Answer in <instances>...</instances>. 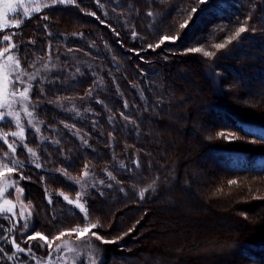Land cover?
Wrapping results in <instances>:
<instances>
[{"label": "trees", "instance_id": "16d2710c", "mask_svg": "<svg viewBox=\"0 0 264 264\" xmlns=\"http://www.w3.org/2000/svg\"><path fill=\"white\" fill-rule=\"evenodd\" d=\"M44 15L47 20L42 18ZM182 24L186 26L182 28ZM241 26L247 30L224 48L210 46L212 52L215 50L212 57L205 60L191 51L196 46L223 43ZM192 28L195 34L188 38ZM12 31L13 44L18 46L12 49H18L21 67L30 70L46 57L58 62V69L40 73L31 89V103L44 123V136L50 140L57 136L58 140L40 141L31 130L25 131L22 142L10 139L16 141V158L24 164L23 174L29 179L27 193L38 206V213L32 217L37 224L40 220V230L51 226L59 232L76 224L93 223L100 215L104 219L101 224L109 225L106 234L121 235L118 248L129 250L136 244L132 237L149 221L154 225L178 222L173 217L181 215L186 222L194 219L182 212L172 216V206L166 199L184 202L187 196L181 189H194L193 177L200 176L198 159L209 150L217 157L218 170L229 174L228 178L264 175V152L260 151L264 149V96L256 101V97L237 91L233 94L236 99L243 103L251 99L252 105L243 107H249L244 115H235L227 111L226 107L235 106L227 104L221 91L223 74L231 75L228 68L249 78L248 82L232 81L238 88L253 86L254 78H260L259 70L264 68V0H213L210 4L201 0H76L73 4L43 8ZM165 37H175L176 44L161 43ZM157 44L160 46L155 47ZM70 51L80 55V61L72 60ZM184 67L197 76L192 83H196L199 95L179 81L180 76L184 79L190 75H186ZM228 86L225 83V89ZM203 104L206 111L218 105L220 123L211 118L199 130L201 123L194 121V116ZM0 128L5 133L15 129L9 120ZM216 128L229 130L238 138L217 146L222 140L207 139ZM181 132L191 134L193 141ZM29 147L37 153L38 169L27 165ZM0 152H6L1 141ZM85 165L96 182L106 183L104 190L91 194L87 221L78 210L56 197L57 191L76 192L71 175L84 172ZM109 172L114 179L109 178ZM211 179L198 185L202 192L206 191L203 196L199 193L198 208L207 217L197 215L195 225L186 230H178V225L174 229L178 231L166 243L167 248L181 246L179 250L177 247L162 257L154 252L162 254L166 245L163 242L135 246L132 252H118L121 264H264V195L258 194L260 187L244 186L235 192L234 199H220L218 192L224 194L230 184L223 182V190L219 187L216 192V182L221 177L217 174ZM144 189L147 191L141 198L139 193ZM255 191L257 194L252 196ZM46 193L52 198L51 204L45 201ZM215 221H236L245 228L229 231L227 237H221L223 230L213 231L216 235H208L213 238L208 241L212 249L195 255L192 248L201 243L210 228L198 229L197 224ZM11 237L25 252L32 246V251L24 254L28 258L24 264H37L43 252L35 247L36 242L28 244L18 231ZM222 239L227 240L225 248L219 241ZM1 245L6 260L15 263L12 244Z\"/></svg>", "mask_w": 264, "mask_h": 264}, {"label": "rangeland", "instance_id": "374dc122", "mask_svg": "<svg viewBox=\"0 0 264 264\" xmlns=\"http://www.w3.org/2000/svg\"><path fill=\"white\" fill-rule=\"evenodd\" d=\"M10 2L12 4V7L16 9L15 13L11 12L8 9V7L6 6V4L0 3V52L3 51L4 47L9 46V42L3 41V39H2L4 34L10 35L11 44H13L12 37L14 35H12V34L14 33V31H12V30L17 28V27H13V25H12L13 16L19 15L20 19L25 21L26 19H28L25 17V12L31 14V17H32V16L36 15L37 13H39L43 8H45L43 6L44 4L51 5V0H49L48 2H46L44 0H10ZM212 2H213V0H204L205 4L206 3L210 4ZM57 5H59V4H57ZM65 5H67V4H65ZM36 7L40 8L39 12H36L34 10ZM244 8H245V6H244ZM244 8H243V10H244ZM247 21H248V19L245 20L246 26L247 27L251 26L250 23ZM202 24L203 23H201V25ZM190 32H192V34L190 33L188 38H192V36L195 34V29L192 28ZM165 41H168L167 43H170V44H172V43L176 44L175 43L176 40L172 39V38H168V39L164 38L163 42H165ZM227 41L228 40L224 41L223 43L228 44ZM210 46L214 47V45H203V46H196L193 49H196V48L201 49V51L196 52V53L200 54L199 56L202 59L206 60V58L208 56H209L208 58L212 57L213 53L215 52V50H214V52H212V49L210 48ZM12 48L15 49V47H10L9 52L4 53L3 56H0V66H2L4 64V62L7 60V57L10 55L19 59V57H18L19 55L17 53L18 49L15 51ZM192 52L195 53L194 51H192ZM204 52L210 53L211 56L210 55L205 56ZM259 54L262 55V52H259ZM68 55L71 57L72 60L80 61V59L78 60L80 55H78L74 51H70L68 53ZM204 57H206V58H204ZM8 63L12 64L13 62L9 61ZM179 64L181 66V63H179ZM21 65H22V63H21ZM57 65H58V62L56 60H54L50 57H46L44 59V61L39 66L33 67L30 70H26L22 67V70L25 73V75L21 77V80L24 81L23 85L20 83H7L8 81H15L18 73L12 72L11 74H9L7 72V70L0 67V99L2 97L4 98V100H0V104H8L9 102L16 100L17 101L16 103H12V109L14 111L19 112L20 122L24 126V130L25 131L31 130L30 132H32L35 136H37L38 140H40V141H43L45 139L50 140V138L44 136V133H43L44 123L43 122L39 125L40 132L42 134L40 132H37L36 128L33 126L36 121H40V120L38 118V114L36 112V109L33 107L32 103H31V89L32 88L29 91L30 101L28 102L27 107H28L29 111L33 112V117H34L33 125H29L28 116L25 114L24 111L21 110V105L19 103V100H20L19 94L17 93L16 97H13L11 95V92L17 88L22 89L23 86H25L29 83L33 87V84L35 82V78H38L40 76V73L46 74V73L55 72L58 69ZM182 65H184V64H182ZM184 69H185V71H187L186 75H189L191 73L189 71L190 69L188 67H184ZM263 69L264 68L259 70L260 78H258V76H257V78H254L255 80L253 82L255 85H253V86L250 85L251 87L250 86L249 87L243 86V89L235 87L232 84V81L240 80L242 82H246L247 79L245 78L244 74L240 73L239 71H232V68H228V72L231 73V75H229L228 73L223 74L222 77H225V81H222V83H221V88H222L221 91L223 93V96H225L224 100L226 102H228L227 104H231V105L235 106L234 109L226 107L228 112L233 113L235 115H237L239 112L240 114L242 113V115H244L243 113H245L246 109L247 108L249 109L250 105H252V103L250 101L251 99H249L248 102L243 103L233 96V94L239 90H242L244 93H246L244 95H247L250 98L256 97L255 98L256 101L263 98V96H264V81H263L264 79H262V77L264 78V70ZM29 73H36V75H32V76H34V79H32L31 81H29V79H28ZM180 73H182V72H180ZM179 78H180L179 81L187 83L188 87H193V89H191V91L194 92V94L199 95V89L197 88L196 83H194V82L192 83V80L197 81V76L190 74L189 76H187V78L183 79V78H181V76ZM226 79H227V81H226ZM248 81H249V78H248L247 82ZM6 83H7V87L5 88ZM225 83H229V86L227 87L228 90L225 89V87H224ZM217 90H219V89H217ZM192 100H193V97L191 98L190 101H192ZM215 103H218V105L220 104L219 101H217V100ZM204 105L205 104H203V106H200L199 109H197V113L194 116L195 117L194 121L201 123L199 125L200 126L199 130L204 129L206 122L211 120V118L213 119V121H218V122H216L217 124L220 123V117L219 116H221V115H219L216 111L218 105L217 104H216V106L214 105L215 109H213V110L211 109L210 111L209 110L206 111V109L204 110ZM221 105H223V104H221ZM245 105H249V107L243 108V107H246ZM0 112L7 113L8 108L7 107L0 108ZM208 112L211 113V116L209 115ZM201 115H202V117H201ZM6 120H9L15 127V124H16L15 119L6 115L3 122ZM3 122H0V126ZM177 123L178 122H175V124H177ZM170 125L172 126V124H170ZM216 129L217 130L214 131V133H212L210 136L208 135L209 137L207 139H210V140L215 141V142L219 141V139L222 140L220 143L217 144V146H223V145H226V144H229L231 142L236 141V139L231 140V137L229 139H224L219 135L221 132L228 135L229 133H231L229 130L228 131H226V130L221 131L223 129H221V130H219V128H216ZM199 130H197V131L199 132ZM14 131H18V129H16V127H15ZM4 133L5 132H2V128H0V141L5 145V147H6L5 153H7V156H5L4 152L3 153L0 152V236L4 237L3 239H0V248H3L1 245L2 243H4V245H5V243L10 244L11 240H12L11 234L14 233V231L15 232L18 231L21 234H23V238L27 242H29L28 244H30L31 242H36V245L35 244H32V245H35V247H37L40 250V252H43L41 256L38 255L39 258H38L37 264H93V261H95V264H121L120 259L117 258V256L119 255L118 252L126 251L127 253H129V251L132 252V248H134L135 246L138 247L140 245L144 246L147 244L149 246H152L153 244L159 245L162 242H163V244L164 243L166 244L167 242H169L174 237V233L176 231L186 230L188 228V226L195 225L193 222L195 221L194 219H196L195 217L197 215H206L207 214L204 211H202L200 208H198L197 199L200 197V195H202V196L205 195L204 193L206 192V191L202 192L201 191L202 189L198 185L205 183L207 180H211V182H212L213 179H211V177H214V176L217 177V174L220 175L221 179H217L218 182H216L217 186L215 187L216 192H218L219 191L218 188L224 184L223 182L228 184L232 180L236 181V183L233 185L229 183L230 185H228L229 187L227 189H225L224 194L222 192H221L222 194L219 192H218V194L216 193L217 198L234 199L235 192H239L240 189L244 186L250 187V189L251 188L256 189V188L260 187L258 194L264 195V175L252 176V175L244 174L240 177H235L236 179L228 178V177H230L229 174H223L221 171L218 170L217 166L219 167V165L216 163L217 157L214 156V153L211 150H209V153L206 154V156L204 158L198 159L199 160L198 165L200 167L199 168L200 169L199 170L200 176L193 177L194 182L196 184L194 189L192 188V191H190L191 187L189 189L186 186H184V190L181 189L182 193L186 194L187 199L185 197H183V199L185 198V200L183 203H180V204H177L176 202H174L173 200H171L169 198L166 199L170 203V207L172 206V208H170V212H171L172 216H174V215L176 216V214L178 212H182L184 214L189 213L190 217L194 218V219L190 218L189 222L182 220V218L184 217L182 215H181V217L180 216L173 217L174 220L175 219L177 220V218H178V222H174L172 220V223L169 222L166 224L163 223V224L154 225V224L150 223V221H149L147 223L148 225L147 226L145 225L144 229H141L139 232H137V235L135 237H132V239L134 240V243H136V244L134 247L129 248V250H126V248H118V244L122 240L121 235H119V234L118 235L106 234V231H109L108 230L109 225L106 226L107 225L106 223L101 224L100 221H103L104 219H102V216H100V215L97 216V218H99V219H96L93 223L99 222V224L102 225V227H97L95 229H92L91 232H95V233L101 235L104 240L115 241L114 243H102L100 240H96L95 236H93L91 234V232L67 234V230L72 229V228H76V227L83 229L88 223H91V222H86L85 225L76 224L75 226H71L69 228L63 229L62 231H65L66 234L64 236H62L59 240H57V239H55V237L57 235H59V233L61 231L54 232L52 230L51 226H50L51 232H50V229H48V228L45 229L44 226H42L43 230H40L39 229L40 228V220H38V224L35 223V221L33 220L32 215H36V213H38V211H37L38 206L36 204V200L34 201V198L31 197V195H29L27 193V189H28L27 185H29V184L26 181H29V179L26 178L23 174L24 167H20V165H16L12 171H8V169H6L4 167V164H3L4 161L10 162L13 159L17 160V158H16L17 154L13 155L10 152V150L8 149L7 144L4 143V138H5ZM7 133H10V132H7ZM262 133L264 134V131H262ZM181 134L185 137L189 136V138H191L190 139L191 141H193V139H194V138L192 139L191 134L187 135L183 132H181ZM231 135H232V133H231ZM75 136L77 139H80L77 135H75ZM235 137H238V136L235 135ZM6 138L8 141H10L9 143L14 144V146L16 147V151H17L18 146L15 143L16 141L10 140V139L14 138V139H17L18 142H22V141L19 138L12 137V136H8ZM56 140H58L57 136H55V138L53 140H50V142H56ZM260 151L264 152V149H260ZM26 154L30 158L28 160L30 164H27V165L32 166L35 169H38L36 167V164L37 163L39 164L38 156L36 155V157H33L29 154L28 151H26ZM209 160L211 161V163L214 162V164L216 166L211 164L210 162H208ZM28 161H25V162H28ZM22 165L24 166L23 163H22ZM195 167H193V168H195ZM9 168H12L11 163H9ZM206 173H208V175H209V176L207 175L208 178L206 177ZM212 175H214V176H212ZM22 176L25 177V179H21ZM71 176L80 180V184H77L76 181H73V183L71 184L75 188L76 192L75 193H63V195H61L62 192L57 191L56 197H57V199L61 198L62 203H66V204L70 205L71 207H74V209H76L78 211H79V209L75 206L77 202H79V203H85L86 202V207L89 204L92 205L93 196L91 194L94 191H101V190L105 189L104 185L106 183L96 182L94 180V177L92 176V173H89V175L87 177L83 176V172L82 173L80 172L79 174H72ZM254 179H258V181L254 180ZM220 182H221V184H220ZM17 187L21 188L22 192H17L16 191ZM222 190H223V188L221 187V191ZM77 192L81 193V196L79 199L77 198V195H76ZM199 193H200V195H199ZM209 194H210V192H209ZM243 194L245 195L246 192H244ZM256 194H257L256 191L252 192V196L253 195L255 196ZM65 195L68 196L69 200L73 201L72 204H69L67 201L64 200ZM46 196H47V198L45 199L46 203L51 204L53 201H52L50 194L46 193ZM50 200H51V203L49 202ZM29 204L31 205V207H28ZM193 206H197V207L194 208ZM224 210L227 211L228 209H226V207H224ZM21 213H23V217L21 216ZM81 214H83V213H81ZM206 217H207V215H206ZM248 221H251V220L249 219ZM24 223H28L30 225L29 231H27V232L23 228ZM250 223L251 222H248L249 225H250ZM178 225H180L178 230L177 229L174 230ZM197 226L199 227L198 229H200V228L203 229V228H206L208 226L210 228L207 230L209 232H207L205 238L202 237V240L200 241L201 243L199 245H194L196 247L192 248V251L195 255H203L205 252L209 251L208 249H212L211 246L209 245L210 243H208V241H210V239H213V238H212V236H208V235H216V233H214L213 231L217 230L218 232H221V230H223L221 232L223 234L221 237H225V236L227 237L229 235V231L233 232L234 230L242 227V225L238 224L236 221H225L224 223L222 221H218V222L215 221V222H211L210 224L199 223V224H197ZM242 228H245V226H243ZM5 229H13V231H6ZM33 229H34V231H32ZM166 230H170V231H166ZM242 231H244V230H242ZM35 232H40L42 235L46 236L48 238L49 243L51 244V247H49L48 244H46L43 240H40L39 238H37L35 240H28V235L29 234L34 235ZM49 234H51L52 236H49ZM262 236L263 235H261V237ZM219 241H220V243H221V241L223 242V243H221L223 248H225V246H227L226 244H225V246L223 245L224 243H227V240L223 241V239H222ZM144 242H147V243H144ZM89 243L92 245V247L88 246ZM177 247H179L178 248V250H179L181 246H172V248H167V244H166L165 249L163 251H161L162 254H160L158 252H154V254L161 255L162 257H166L167 254H170V252L176 250ZM231 247H232V245H231ZM69 248H71L72 251H69ZM185 250H186V248L182 249L183 252ZM188 250L191 252L190 248ZM13 251L15 253V256L13 258H16V260H15L16 262L14 263L10 260L7 261L6 260L7 258L3 256V254H5V253L0 252V264H24L23 260L25 261L26 259H28L24 255V254H28V252H16L15 248L13 249ZM114 252H116V253H114ZM49 253H51V254L49 255ZM196 253H198V254H196ZM1 255H2V258H1ZM172 257H174V256H172ZM202 263L204 264V262H202Z\"/></svg>", "mask_w": 264, "mask_h": 264}, {"label": "snow or ice", "instance_id": "6c2138e0", "mask_svg": "<svg viewBox=\"0 0 264 264\" xmlns=\"http://www.w3.org/2000/svg\"><path fill=\"white\" fill-rule=\"evenodd\" d=\"M75 2H76V0H51V5L44 4L43 6L45 8H48L50 6L54 7L57 4H59V5H65V4H73ZM201 2L203 3L204 0H201ZM0 3L6 4V6L8 7V9L11 12H13V13L16 12V9L12 7V4H11L10 0H0ZM97 3H99V0H97ZM100 6L102 7L103 5L101 4ZM34 10L36 12H39L40 11V8L39 7H36ZM193 11L195 12L196 9L193 8ZM88 14L89 15H93L94 13L89 12ZM148 15L151 16L152 13H148ZM25 17L26 18H31V14L25 12ZM42 18L45 19V20H47L48 19V16L47 15H44ZM23 22L24 21L20 19L19 15H15L12 18V25H13V27H19ZM185 26H186L185 24H182L181 25L182 28L185 27ZM246 30L247 29L244 26L239 27L236 30V32L234 33V35L227 41V43H231V41L236 40ZM12 35H15V33H13ZM133 35L135 36L136 33H133ZM2 39H3V41H8L9 42V46L4 47L3 51L0 52V56H3L4 53L9 52V48L10 47H17L18 48L17 45L11 44V37H10V35L4 34L3 37H2ZM165 39H168V37H165ZM172 39H176V38L175 37H172ZM162 42L163 41H161V43ZM159 46H160L159 44L155 45V47H159ZM149 47H153V46L152 45H149ZM214 47L217 48V49H222V48L225 47V44L224 43H217V44L214 45ZM191 51L199 52V51H201V49L196 48V49H191ZM204 55L205 56H208V55H211V54L208 53V52H204ZM9 61H11L13 63L10 64V63H8ZM0 67H2L3 69L7 70V72L9 74H11L12 72L18 73V75L16 76L15 81H8L7 83H20L22 85L24 84V81L21 80V77L24 76L25 73L22 70L21 63H20V60L19 59H17L16 57L10 55V56L7 57V60L4 62V64L2 66H0ZM28 79H29V81H31L32 79H34V76L29 75L28 76ZM7 83L5 84V88L7 87ZM31 88H32V85L29 83V84L23 86L22 89L17 88V89H14L11 92V95L13 97H16L17 93L19 94V97H20L19 103L21 105V110L24 111L25 114L28 116V118H29V120H28L29 125H33V119H34L33 112L32 111H29V109L27 107V104L30 101L29 91H30ZM90 94H91V92H89V95ZM16 102H17L16 100H13V101L9 102L8 104H0V108H4V107H7L8 108V112L7 113L0 112V122H3V120L5 119V116L6 115L12 117L16 121L15 127H16V129H18V131H12L10 133H4V137H5L4 138V143L7 144L8 149L10 150V152L13 155L16 154V147L14 146V144L9 143V141L7 140L6 137H8V136L17 137L21 141H23V139L25 138V130H24V126L20 122V114H19L18 111H14L12 109V103H16ZM97 102L99 103V101H97ZM33 107H35V106H33ZM125 108H127V103H125ZM85 111H88V110L86 109ZM77 115H79V113H77ZM122 115H124V114L122 113ZM41 123H42V121H36L35 124L33 125L36 128V131L37 132H40L39 125ZM65 126L68 127V125H65ZM219 135L222 138H224V139H229L231 137V140H234V139H237L238 138V137L232 136L231 133H229L228 135H226L225 133L221 132ZM84 144L87 145V141H84ZM25 147H27V146L25 145ZM27 151L29 152V154L31 156L36 157L37 154H36V152L34 151L33 148H30L29 147V148H27ZM5 156H7V153H5ZM9 163H11L12 168H9ZM3 164H4V167L6 169H8V171H12L13 168L16 165H20V167H23L22 163L20 161H18V160H15V159L11 160L10 162L4 161ZM121 166H123V165H121ZM36 167L39 168L40 165L37 163L36 164ZM87 167L88 166L85 165V171L83 172V176L84 177H87L89 175V173L87 171ZM107 174H108V176H109L110 179H114V177L112 176L111 172H109ZM21 179H25V177L22 176ZM72 179L75 180L77 184H80V180L79 179H77L75 177H72ZM100 183H103V181H100ZM229 183L230 184H235L236 181H230ZM148 187L149 188H152V185H149ZM16 191L17 192H22V189L19 188V187H17L16 188ZM145 191H147V189H144V190H141L140 191L139 195H140L141 198L144 197ZM61 195H63V193H61ZM76 195H77V198L79 199L80 196H81V193L77 192ZM64 200L67 201L69 204H72L73 203V201L72 200H69L68 196H66V195L64 196ZM49 202L51 203V200ZM75 206L79 209V211L81 213L84 214L85 220L87 221L89 219V211H88V209L86 207V202L85 203H79V202H77ZM28 207H31V205L29 204ZM21 216L23 217V213H21ZM97 227H102V225H100L99 222H97V223H88L83 229H80L79 227H76V228H72V229L67 230V234H72V233H89V232H91L92 229H95ZM23 228L27 232V231H29L30 225L28 223H24L23 224ZM5 230L6 231H13V229H5ZM32 231H34V229ZM65 234H66L65 231H61L59 233V235H57L55 237V239L59 240ZM91 234L93 236H95V239L96 240H100L102 243H114L115 242V241L104 240L101 235H99V234H97L95 232H91ZM3 238L4 237L0 236V239H3ZM37 238H39L40 240H43L46 244L49 245V247H51V244L49 243L48 238L46 236L42 235L40 232H35L34 235L33 234H29L28 235V240H35ZM11 243H12L13 248H15L16 252H25V249L24 248H21L19 246V244L14 239L11 241ZM88 246L89 247H92V245L90 243H89ZM3 251H5V249L0 248V252H3ZM27 251L28 252H31L32 251V246L31 245H29V248H28ZM69 251H72V249L69 248ZM50 254L51 253H49V255ZM8 259H12V256H9ZM93 264H95V261H93Z\"/></svg>", "mask_w": 264, "mask_h": 264}, {"label": "bare ground", "instance_id": "6f19581e", "mask_svg": "<svg viewBox=\"0 0 264 264\" xmlns=\"http://www.w3.org/2000/svg\"><path fill=\"white\" fill-rule=\"evenodd\" d=\"M263 187V186H262Z\"/></svg>", "mask_w": 264, "mask_h": 264}]
</instances>
